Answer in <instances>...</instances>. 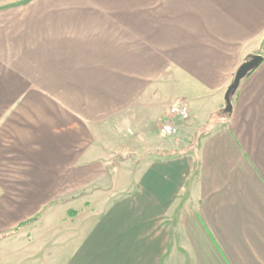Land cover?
Returning a JSON list of instances; mask_svg holds the SVG:
<instances>
[{"label":"crops","instance_id":"1","mask_svg":"<svg viewBox=\"0 0 264 264\" xmlns=\"http://www.w3.org/2000/svg\"><path fill=\"white\" fill-rule=\"evenodd\" d=\"M104 168L126 169V225L68 264H264V0H0V246Z\"/></svg>","mask_w":264,"mask_h":264},{"label":"rangeland","instance_id":"2","mask_svg":"<svg viewBox=\"0 0 264 264\" xmlns=\"http://www.w3.org/2000/svg\"><path fill=\"white\" fill-rule=\"evenodd\" d=\"M87 171V180L92 181L90 183L54 186L52 197L69 201L49 205L33 227L29 225L33 231L28 233L27 238L23 237L25 244L19 243L20 238L15 233L9 232L6 235L5 245L0 246V264H68L75 253L82 251L95 224L103 220L104 225H126L125 211L129 202L126 169ZM74 180L79 179L77 177ZM69 207L76 208V216H70L64 211ZM53 209H59L58 214H61L55 222L47 218ZM113 210H120L121 213L117 217L112 216ZM125 252L124 249L119 250L121 259L126 257Z\"/></svg>","mask_w":264,"mask_h":264},{"label":"built area","instance_id":"3","mask_svg":"<svg viewBox=\"0 0 264 264\" xmlns=\"http://www.w3.org/2000/svg\"><path fill=\"white\" fill-rule=\"evenodd\" d=\"M191 117L188 104L177 100L168 108V118L160 126V132L163 136H173L177 132L176 121L187 122Z\"/></svg>","mask_w":264,"mask_h":264},{"label":"water","instance_id":"4","mask_svg":"<svg viewBox=\"0 0 264 264\" xmlns=\"http://www.w3.org/2000/svg\"><path fill=\"white\" fill-rule=\"evenodd\" d=\"M262 61V56L261 55H254L252 56V58H250L249 60H247L246 62L242 63L238 69L236 70L235 74H234V78L230 84V86L227 89L226 92V103H227V107L229 109L231 102H229V93L231 90L233 89H237L240 81L242 78H244L247 73L251 70H253L254 68H256L259 63ZM227 109V110H228Z\"/></svg>","mask_w":264,"mask_h":264},{"label":"trees","instance_id":"5","mask_svg":"<svg viewBox=\"0 0 264 264\" xmlns=\"http://www.w3.org/2000/svg\"><path fill=\"white\" fill-rule=\"evenodd\" d=\"M251 71H252V70H251ZM251 71H249V72L247 73V75H248ZM236 90H237V89H233V90L230 91V93H229V102H231L232 98H233L234 95L236 94ZM58 202H62V200H56V201L50 202V203L48 204V206H49V205H53V204L58 203ZM40 215H41V212H40L39 214H37L35 217L30 218L29 220H27V221H25V222H22V223L19 224V226H18L17 228H15L11 233H15V232H17L18 229H19V227H21L22 225H24V224H26V223H31V222L36 221V220L40 217Z\"/></svg>","mask_w":264,"mask_h":264}]
</instances>
